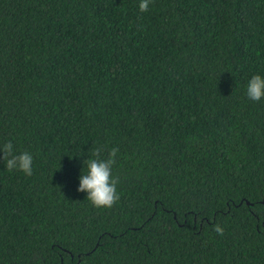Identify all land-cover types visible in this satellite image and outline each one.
I'll return each instance as SVG.
<instances>
[{
	"label": "trees",
	"instance_id": "16d2710c",
	"mask_svg": "<svg viewBox=\"0 0 264 264\" xmlns=\"http://www.w3.org/2000/svg\"><path fill=\"white\" fill-rule=\"evenodd\" d=\"M139 2L0 0V264H264V0Z\"/></svg>",
	"mask_w": 264,
	"mask_h": 264
},
{
	"label": "clouds",
	"instance_id": "9594fccd",
	"mask_svg": "<svg viewBox=\"0 0 264 264\" xmlns=\"http://www.w3.org/2000/svg\"><path fill=\"white\" fill-rule=\"evenodd\" d=\"M150 0H140L138 8L140 12H146ZM246 95L250 100L260 101L264 98V78L259 74L253 75L247 83ZM13 144L6 142L0 146V159L6 161V168L9 171L17 170L25 175L32 174L33 157L28 152L14 154ZM101 148H97L92 153L91 159L83 161L86 165V174H80L77 191L87 193V200L96 208H110L119 199L116 185L118 178L112 177V166L118 149L112 148L107 159H101ZM214 231L223 234V228L219 225L214 227Z\"/></svg>",
	"mask_w": 264,
	"mask_h": 264
}]
</instances>
